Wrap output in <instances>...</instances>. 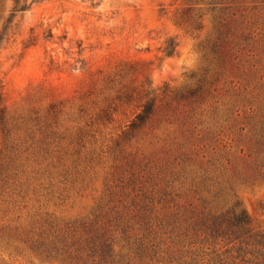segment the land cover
I'll return each mask as SVG.
<instances>
[{"label":"rangeland","instance_id":"rangeland-1","mask_svg":"<svg viewBox=\"0 0 264 264\" xmlns=\"http://www.w3.org/2000/svg\"><path fill=\"white\" fill-rule=\"evenodd\" d=\"M19 5L0 0V264H264L208 228L244 209L264 237V0Z\"/></svg>","mask_w":264,"mask_h":264},{"label":"trees","instance_id":"trees-1","mask_svg":"<svg viewBox=\"0 0 264 264\" xmlns=\"http://www.w3.org/2000/svg\"><path fill=\"white\" fill-rule=\"evenodd\" d=\"M27 9V5H19V0H16V7L12 13V17L20 11ZM177 43L174 40H169L165 48V54L171 56L175 53ZM152 98L148 99L143 105V111L138 115L140 121H143L152 111ZM251 219L244 209L233 208L227 214L218 216L213 219L210 229L213 237L223 236L240 241H253L257 244L264 245V237L259 232H252L250 228ZM109 245H104L100 249L101 259H106L111 256ZM105 261V260H104Z\"/></svg>","mask_w":264,"mask_h":264}]
</instances>
